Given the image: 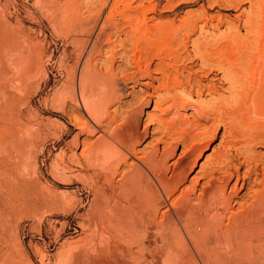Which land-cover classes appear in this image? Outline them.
<instances>
[{"label": "rangeland", "instance_id": "374dc122", "mask_svg": "<svg viewBox=\"0 0 264 264\" xmlns=\"http://www.w3.org/2000/svg\"><path fill=\"white\" fill-rule=\"evenodd\" d=\"M226 34L232 35L229 38ZM231 38L239 49L248 50L242 54L248 57L245 61L239 55L241 63L252 64L255 58L264 63V51L256 52L264 50V0H0L1 257L11 255L17 264H82L80 250L103 247L110 241L108 225L87 222L96 203L106 206L101 215L108 220L116 209L117 191L111 189L108 175L101 169L104 161L90 164L86 158L87 151L103 137L126 157L114 183L140 165L139 160L156 153L166 157L172 170L184 151L197 145L195 156L188 158L197 164L192 163L186 179L170 198L163 197L155 224L179 227L191 249L189 264H264V238L259 232L263 227L252 226L253 201L257 196L264 199V142L252 146L255 156L250 159L258 161L254 162L258 170L254 171L252 161L242 154L254 126L264 127L263 118L252 116V108L249 112L244 108L236 130L230 129L229 123L224 125L228 120L211 130L212 123L201 119L197 109L228 98V84L216 81L220 77L195 74L179 89L164 92L155 81L160 79L155 75L159 49L177 52L179 64L200 73L197 56L209 55ZM147 65L149 73L139 74L138 67L143 70ZM93 77L103 80L106 90L100 97L104 102L101 109L92 96L91 88L96 87ZM198 80L203 86L217 88L218 96L189 94V88L197 90ZM79 90L85 91L86 105ZM90 111L103 116L101 127ZM136 111L139 114L134 117ZM132 116L137 130L144 133L134 146V158L113 138L124 131ZM227 126L235 135L223 128ZM200 128L209 129L211 136L201 137ZM222 145L232 148H220ZM227 150L233 157L241 154L238 161L212 169L214 158ZM211 170L215 172L213 180ZM221 180L236 229L230 232L231 215L226 212L220 218L219 230L228 236L234 250L229 252L222 244L214 249L213 242L209 250L214 257L204 256L186 236V222L179 220L173 205L180 193L203 200V191ZM208 208L209 213L214 210L213 206ZM243 214L246 220L239 223ZM191 223L202 231L197 221ZM207 229L215 234L211 225ZM153 232L152 240L144 241V248L164 249L155 227ZM140 256L139 261L164 264V257L154 261L151 250Z\"/></svg>", "mask_w": 264, "mask_h": 264}, {"label": "bare ground", "instance_id": "6f19581e", "mask_svg": "<svg viewBox=\"0 0 264 264\" xmlns=\"http://www.w3.org/2000/svg\"><path fill=\"white\" fill-rule=\"evenodd\" d=\"M226 36L228 35L226 34ZM223 40L222 42H224ZM225 42L224 44L226 45L223 46L219 45L220 42H218L219 46L216 47L215 50H211L209 55L205 53L203 56L200 54L199 57L197 56L196 59H199L200 61V73L193 71V69L188 68L185 64H179L180 58L178 57L179 54H177V52L173 53L169 50L159 49L158 55L156 57L158 64L156 66L157 69H155V75H160V79L157 78L155 79V81H158V87L161 91L171 92L174 91V89L176 90V88L179 89L181 86H183L182 84L184 83L185 79L195 74L202 75L201 77L203 78H207L210 75L213 77H220L216 79V81H219L223 84H228V98H218L217 100L214 99L215 101H213L212 103H208V105L206 104L205 106H199L197 109L198 115L201 119L205 120L206 122L212 123L211 130H213L212 127L214 128V126L216 125L219 127L218 124L224 120H228V122L224 123V125L229 123L231 127L230 129H233L235 127L236 121L239 118V112H241L244 108H246L248 112L249 109L252 108L253 110L250 109L251 111H253L252 113H254L252 114V116L254 115L256 118H263L262 120L264 122V63L262 64L263 61L261 62V64L257 63L255 55H253L255 58V62L253 61L252 64L241 63L239 61V55L242 56L243 54V56H245V54L248 53V50H246L245 47L244 49H239L235 38H231L227 43ZM253 49L256 50V48ZM261 49L258 51L256 50V52L262 54L264 50ZM253 51L251 49L252 53ZM168 58L171 61H169ZM247 58L243 57L244 61ZM250 58H252L251 55ZM250 58L248 59V62H251ZM166 59L169 61L168 63ZM194 60L195 59H193L190 63H192ZM138 70L140 71L139 74L149 73L150 65L145 66L143 70L138 67ZM184 73H186V76H184ZM93 84L96 86L95 89L91 87L89 88H91V91L93 93L92 96L95 98L94 101L96 103V107L101 109L104 105V102L100 99V97L104 94V92H106L103 86V80H101L99 77H93ZM85 85L86 84H84L82 87H85ZM195 86L197 87V90H194L195 88L191 87L188 90L189 94H192L193 91H195V95L199 98L203 96L205 97L216 95L217 88L215 89L212 86V88L203 86L200 84L199 80L197 81ZM86 88L89 89L88 87ZM84 90H79V93L81 94L80 98L82 102L85 104L86 94ZM92 96L89 95V97ZM91 103L92 102H90L89 104ZM90 112V117L97 120V127H101L102 121L100 119L103 116H99L100 113L94 114L93 112ZM95 113H97V111ZM137 114H139V111L135 112L134 117H136ZM247 115L249 116L250 114ZM134 117L132 116L129 118L124 131H122L121 133H116L113 136L116 143L119 144L120 147L125 151V153L132 158H134L135 153L134 146L141 142L144 136V133L137 130V120ZM88 128L89 127H87V130ZM223 128L227 130L229 126H227V128ZM209 129H206L207 131H205L204 128V131L201 129L202 134L199 133V135L201 134V137L211 136L208 134L210 133ZM234 129L236 130V128ZM231 132L233 134V130ZM233 135H235V133ZM225 138L228 139L227 136ZM262 141L264 142V127L256 124V126H254L253 130L251 131L248 139L246 140V144L244 146V150H246V152L242 153L246 155L245 158H249L250 162L252 161L251 164L253 165L254 162L258 161L253 162V160L250 159L251 156H255L252 155V150H254L252 146L256 143H261ZM196 146L197 145H193L191 149L184 151L183 156L174 163L172 170L167 166L166 157L164 155H162L161 157H157L156 153L151 155L147 159L139 160L138 163L140 165L134 166L130 171L122 176V179L118 183H114V179L116 174L118 173L120 165L122 163H125L126 157L123 153H120L119 151L114 149L106 139L100 137L96 144L87 151L86 158L88 163L90 164L99 159L104 161L101 169L106 173V175H108V183L111 189L114 192L117 191V201L115 204L116 209L115 214H113L112 217H110V219L108 220L101 215L102 211L106 208L105 205L96 203L91 207L87 218L88 224L90 225L93 222L101 221L102 224H106L105 226L108 225V227L110 228L109 233L111 235V239L103 247L93 246L95 248H93L92 250H87L86 248L80 250L81 252L79 254L82 255L81 259L83 258L82 264H148L146 261H139L138 259V256L140 254L142 256L143 252H146L147 250H151L154 261L155 259L159 260L161 257H164V264L191 263V249L187 246L179 227L176 224L167 226L157 225L155 224L154 218L156 216L158 208L164 202L163 197L165 199L170 198L177 191L181 183L186 179L189 169L192 168V163L193 165L197 164V161L195 160L188 161V158L195 156L196 151L198 150V147ZM220 148H228L229 150L232 148V146L227 147V145H222ZM228 150L226 151V154L216 156L214 158V162H212L210 165L212 169H223V167L226 166L227 163L238 161L237 159L240 158L241 154L236 153L235 157H233L232 155H229ZM223 152L225 153V151ZM202 156L203 154H200L199 158H201ZM140 166H142V168ZM257 167L259 168L258 164L254 165V171L258 170L256 169ZM211 171L212 173L210 174V176L212 177L211 180H213V175L215 174V172L214 170ZM261 176L263 181L264 173L261 174ZM222 182L223 181L221 180L217 184L213 183L212 185H209L210 187L207 190L205 189L206 191H203V200L192 199L190 198L189 193H180V196L176 199L173 205L174 207H177L176 214L179 220L186 222L185 227L183 228L186 236L190 238L191 241H193L196 248L198 249V252L204 254V256L214 257L209 250L213 242H215L214 249H218V245L222 244V246L224 248H227L229 252H232L234 250L233 246L229 244L228 236L226 234H223L219 230L220 218L221 216H224L226 212H230L229 207L231 205L230 198L226 197L222 191ZM253 204L254 209L252 210V226L263 227V229H260L259 232L263 235L262 237L264 238V211H262L264 209V199L260 196H257L254 199ZM209 206H213L214 208V210L210 213L208 208ZM261 211L263 212L262 214L260 213ZM202 213L203 216L201 215ZM230 215L231 216L228 217V220L231 223L230 232L234 233L236 229L235 224L232 223L234 219V213L230 212ZM258 215H260L262 219H259ZM256 217H258V219H256ZM244 220H246V214L240 215V218H238L237 221L239 223H243ZM190 221H197L199 223L198 227L202 231L195 229ZM208 225L212 226L213 231L215 232L214 235H211V231L207 229ZM154 227L155 230L158 231L159 238L163 239L164 249H160L157 247L156 239L154 241L155 246L157 247L155 249L157 250L153 249V247L151 246H148V249L144 248V241L146 240V238H151V240L153 238ZM199 239L204 241L199 242ZM170 240L171 244L169 243ZM150 245L153 246L154 243L150 242ZM135 248L136 251L134 250ZM188 255L189 257H187ZM0 264H17V262L11 255H6L4 257H1L0 255Z\"/></svg>", "mask_w": 264, "mask_h": 264}]
</instances>
